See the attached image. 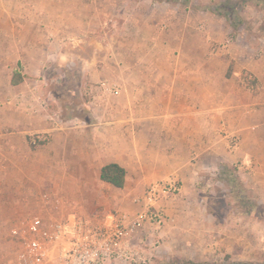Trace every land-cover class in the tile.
Returning a JSON list of instances; mask_svg holds the SVG:
<instances>
[{"label":"crops","instance_id":"obj_1","mask_svg":"<svg viewBox=\"0 0 264 264\" xmlns=\"http://www.w3.org/2000/svg\"><path fill=\"white\" fill-rule=\"evenodd\" d=\"M45 4L51 7L50 19L45 17L52 22L48 32L33 24L44 15H29L28 0H0L3 180L12 179L14 159L20 180L40 181L44 161L31 151L29 140L47 134L52 142L43 147L54 154L51 176L71 182L80 210L97 199L105 210L132 216L140 210L132 199L144 193L145 183L177 181L179 193L157 205L163 225L145 223L132 238L149 261L159 240L161 258L179 254L199 261L205 246L215 245L233 261H253L251 252L264 238V219L213 222L199 200L202 179L227 175L241 163L237 173L259 193L264 207V119L254 108L262 99L249 100L238 85L242 72H252L251 63L237 57L234 46L211 48L221 36L192 28L188 15L165 6L150 9L145 0ZM113 21L115 29L107 30ZM64 39H72L68 52ZM61 64L76 67L90 92L86 119L63 131L42 105L49 81L44 72H57ZM13 74L22 78L16 85ZM222 132L239 137L236 149H228ZM62 148L67 160L60 166ZM108 164L123 168V188L100 180V169ZM206 230L216 231L215 242L203 239Z\"/></svg>","mask_w":264,"mask_h":264},{"label":"rangeland","instance_id":"obj_2","mask_svg":"<svg viewBox=\"0 0 264 264\" xmlns=\"http://www.w3.org/2000/svg\"><path fill=\"white\" fill-rule=\"evenodd\" d=\"M50 0H28L27 11L31 13L44 15L43 21L33 23L40 27L43 31L52 30V22L46 20L48 15L50 19L51 7L47 6L45 2ZM148 8L156 9L166 7L173 9V13L177 15H188L192 22V28L201 30L207 35H220V43H211V48L217 50L222 46H234L239 53L241 59L248 60L251 63L252 72H242L239 76L238 85L246 94L249 100L255 102L257 98H261L260 104L254 108L256 115L264 119V3L260 2L256 5V0L247 2L241 10H235L229 13V19L224 16L217 15L211 11V7L215 3L224 2L226 0H145ZM131 9V7H128ZM14 10V8H13ZM196 17V18H195ZM201 21V22H199ZM115 22L107 23V30L113 31ZM163 26V25H161ZM166 26V25H165ZM163 27L164 29L166 27ZM50 33V32H49ZM52 41L50 37L48 39ZM72 39H64V51H69ZM226 61L229 60L228 54L224 57ZM73 69V70H72ZM47 80L43 86L42 92L45 94V102L42 104L44 110L51 117V122L58 125L59 131L66 128L73 127L77 120L83 121L86 119L85 107L89 100V88L82 85V74L76 67L62 65L61 68L55 72L52 68H48L44 72ZM228 132H222L224 134ZM229 134V133H228ZM46 137L43 142L35 141V136L30 138L31 151H36L37 157L41 158L43 166L40 167L39 176L40 181H24L20 180L19 173L17 174L18 166L15 165L16 160L12 159V165L9 167L12 179L9 181L3 180V166H0V262L12 254V245L9 234L13 226L20 220L24 219L29 214H34L40 210L41 197L47 194L52 201L59 200V208L56 210L57 216H101L105 212H112L113 209L105 210L101 205H98L97 199H89L85 206V210H80L77 202L78 195L73 191L70 181L58 180L59 175L51 176L52 167L49 164L53 153L50 148L43 146L52 142L51 136L47 134H39ZM236 136V135H235ZM33 139V141H32ZM237 145L239 137L236 136ZM226 141V139L224 138ZM227 143V141H226ZM41 147V148H40ZM236 149V148H235ZM234 150V149H229ZM60 166H63L67 160V150L62 148L60 150ZM241 163L234 167L232 172L224 176L209 175L199 182L201 189L202 205L206 207L208 214L212 216L213 222L224 224L226 221H249L250 216H255L264 219V207L259 205V193L253 188H249L244 184L242 175L237 171L242 170L238 168ZM59 171L63 168L58 167ZM55 170V169H54ZM244 172V171H242ZM21 176V175H20ZM150 183L144 184L146 187ZM143 192L138 197L133 198V202L138 204L141 208V200ZM135 201H138L135 202ZM140 211V210H139ZM164 217V216H163ZM243 218V219H242ZM165 222V217L160 227ZM216 231H203V239L209 243L216 241ZM135 235V233H134ZM133 235V236H134ZM209 243V244H210ZM260 247L253 252V261H244V263L263 264L264 263V238L259 241ZM161 241L154 243V254L151 257L149 264H230L233 261L231 256L225 254L221 247L215 245H206L204 248L203 258L199 261L186 260L185 255L175 254L172 258L159 257L156 249L161 246ZM181 249V247H179ZM179 251V250H178ZM183 254V253H181ZM185 254V253H184ZM155 255V256H154ZM190 255V254H188ZM106 264H123L122 262H109Z\"/></svg>","mask_w":264,"mask_h":264},{"label":"built area","instance_id":"obj_3","mask_svg":"<svg viewBox=\"0 0 264 264\" xmlns=\"http://www.w3.org/2000/svg\"><path fill=\"white\" fill-rule=\"evenodd\" d=\"M228 149H235L236 136L224 134ZM38 135L35 141L43 142ZM176 180L150 183L140 211L129 216L106 212L101 216H57L59 200L44 194L43 207L27 215L10 230L12 254L0 264H149L143 250L131 244L136 230L145 223L160 227L164 217L157 205L179 193ZM138 203V201H135Z\"/></svg>","mask_w":264,"mask_h":264},{"label":"trees","instance_id":"obj_4","mask_svg":"<svg viewBox=\"0 0 264 264\" xmlns=\"http://www.w3.org/2000/svg\"><path fill=\"white\" fill-rule=\"evenodd\" d=\"M254 0H226L224 2L215 3L210 9L213 13L224 16L229 19V13L235 10H241L247 2ZM256 5L260 2L264 3V0H256ZM22 78L18 74H13L11 84L16 85L21 82ZM125 172L117 164H108L100 169V180L106 184L111 185L114 188L121 189L124 185ZM230 264H251L243 262H233ZM264 264V263H263Z\"/></svg>","mask_w":264,"mask_h":264}]
</instances>
